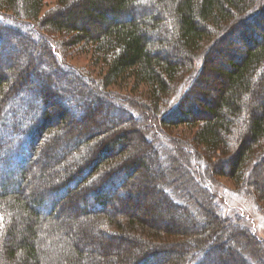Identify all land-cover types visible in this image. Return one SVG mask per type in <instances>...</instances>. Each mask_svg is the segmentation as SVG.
<instances>
[{
  "label": "trees",
  "instance_id": "1",
  "mask_svg": "<svg viewBox=\"0 0 264 264\" xmlns=\"http://www.w3.org/2000/svg\"><path fill=\"white\" fill-rule=\"evenodd\" d=\"M42 2L0 0V51H7L0 59L11 57L21 37L19 48L39 44L37 59L53 68L28 69L35 53L23 65H0V264H264V249L248 234L242 245L239 232L222 231L223 223H240L237 214L217 216L197 200L213 201L211 178L201 180L209 169L233 180V195L251 200L264 219V0H58L39 18ZM47 33L89 46L106 67L102 80L52 62ZM212 53L222 71L206 102L204 88H192ZM187 67L179 91L170 89ZM58 71L95 97L56 82ZM129 78L135 89L149 87L154 134L142 111L107 91ZM185 96H193L191 109L180 104ZM88 107L95 115H126L97 121ZM177 125L196 128L192 140L220 151L218 162H194L195 151L166 133ZM173 153L198 180L179 176ZM188 185L198 190L187 195Z\"/></svg>",
  "mask_w": 264,
  "mask_h": 264
},
{
  "label": "rangeland",
  "instance_id": "2",
  "mask_svg": "<svg viewBox=\"0 0 264 264\" xmlns=\"http://www.w3.org/2000/svg\"><path fill=\"white\" fill-rule=\"evenodd\" d=\"M42 4H43V7L41 9L39 18L44 17L48 12H51L53 9H55L58 6V0H43ZM33 23L36 25L35 22H33ZM30 25H32V24H30ZM42 35H44V34H42ZM45 36L47 38L46 42H49L48 44H50V46H52V51H53L52 62L59 63V65L61 64L63 66L62 67L63 69H66V71L73 72V73L77 74L78 77H80V78H82V77L88 78V79H91L93 81L102 80V77H104V75L106 73V67L103 65V63L99 62L100 60H98V58H96L92 55V53L90 52L92 50L90 49L89 46L85 47V45H82V44H79V45L74 44V42L70 38L71 36L64 34V33H59V34L47 33V35H44V37ZM18 42L21 45L26 44V40L22 39L21 37L18 39ZM33 42H35V40ZM20 44H18V45H20ZM3 45L4 46L6 45V48H7L8 46L15 45V42L12 43L9 41ZM18 45H17L16 50L12 53L11 57H8L9 59L3 58L4 55L7 56L6 50L0 51V54L4 53L3 56H1L0 65H3L7 62L15 63L19 60L22 61L21 64L23 65L25 58L28 57V55L35 53L32 56L33 62H31L33 66L29 65L28 69H30V68L33 70L35 69L37 72H41V73H44V72L49 73L50 71H53V68L50 65L51 61H49L47 58H44V61L37 59L38 56H40V54L42 53V50H41L42 47L39 46V44H38V46L30 45L25 50L19 48L20 46H18ZM213 53L210 56L209 63L204 64L203 71L201 72L200 76H198L196 78L195 84L193 85V88H192L193 94L196 93L198 90H201L204 88L205 92L208 93V97H209V99L208 98L205 99L206 102H208V101L212 102V100L214 99V96L216 95V91L218 90V86H217L218 84L217 83L220 80V76L218 75V73L220 71H222L221 64H219V63L217 64L215 62L212 63L211 59L214 58L217 60V58H218L217 54H213ZM216 60H214V61H216ZM218 66H220V67H218ZM21 69H22V67H21ZM189 69L190 68H188V67H187V69L184 68L181 70V72L178 73V75L175 78V81L170 86V89L171 88H172V90L175 89L176 92L179 91V90H177V87L180 86L178 84L182 80L181 78L183 76H185L184 74L189 72ZM52 76L56 80V82H58L60 84H64V83H68V82L73 83L69 87L70 88L69 90L73 93L79 92L83 95H86L87 99L90 97L92 98L94 96V94H91L89 92V90L84 89V87H82L81 85L76 83L75 78L72 75H68L64 72L58 71V72H53ZM191 76H193V74ZM193 77H192V79H193ZM192 82H193V80H192ZM32 83L34 84L32 86L33 88L38 86V83L36 81H33ZM41 84L45 85L44 82H41ZM133 85H134V81L132 80V78L131 79L129 78V79L124 80L123 82H118V84L115 86L109 87L107 89V91L115 94L116 96H118L120 98H124V100L128 99L129 102H131L135 108L142 111L143 117L145 120L146 128L149 129L151 134H154L155 129H158L159 127H158L157 122H154L152 114L150 113L151 107L149 108L146 105V103L148 101L149 87L147 85L143 84V85H139L135 89V88H133ZM172 90H171V92H172ZM169 96L168 95L163 96V97L160 96V101H162L160 106H163V104L166 102V100L169 98ZM181 97L178 99V101L181 100ZM192 97L189 99L185 96V98H183L181 100L180 104H182L184 106V104L188 103V106L187 107L184 106V108L191 109V105H192V101H193ZM18 98H21V96H19ZM197 99H199V96L195 94L194 100H197ZM188 100H189V102H188ZM99 102H101V101H99ZM101 104L103 105L102 102H101ZM205 106H206V103H204V102L203 103L200 102L198 104L197 116H203L201 108H203ZM55 115H52V116L55 117ZM94 115H95V111L93 110V108L88 107L87 116L88 117L91 116V118H94ZM125 115H126V113L121 112L119 110H115L113 112V114H111V115H100L99 114V115H95V118H97L96 119L97 121L101 120L103 122L104 121L109 122V121L114 120L115 118L117 119V118H120L121 116L124 117ZM76 117H78V114ZM3 124H4V121L0 120V125H3ZM70 125H71V123L67 124V126L70 129H72L74 134H76L78 129L75 127H72ZM199 125L200 124L198 123L197 126H199ZM128 130L129 129H127L126 131H128ZM1 131L4 132V130H1ZM166 131H167L166 133L169 136H171V138L176 139V141L178 142V144L180 146L186 145L195 151V157L196 158H195L194 162L206 161L208 164L209 163H215L216 161L218 162V160L222 156L220 151L219 152L214 151L212 153L207 152V150H205L204 147L200 146L199 144H196V142H194L192 140L193 134L196 132V128L194 129L193 126H191V127L183 126V125H181V126H178V125L177 126H170V127L166 128ZM90 132L92 133L93 131L91 130ZM131 148H132L131 150L134 149L132 147V145H131ZM263 149H264V147L261 148L260 150H263ZM229 150H227L228 154H230V152H231V150L230 151ZM147 158H148V156H147ZM171 158L174 159L175 162H177V164H178V171L177 172H178L179 176L183 177L188 184L191 180H193L195 178H196V180H198L197 174L195 175V178H194L192 176V174L190 173L189 169H187V166L184 165L183 160L180 157H178L176 154L173 153V154H171ZM38 165L39 166H45V165H47V162H41ZM193 166H194V164H193ZM190 170L192 171V168H190ZM203 173L204 174H201V180L205 179V181H206V179L211 178V184H212V185L210 184L211 191L212 192L214 191L215 194L213 195V201H211L210 203L208 202L209 200H208L207 196H203V195L198 196L197 200L200 202L201 206H203V205L209 206L210 208H212L214 210V213L217 216L221 215L220 213L222 211V215L225 216L226 219H227V217L234 216L235 214H237V216L241 220L240 223L239 224L235 223L233 220H231L229 223H226V224L223 223L222 224V227H223L222 231H225L228 234H232V236L235 235L237 232H239L240 234L237 233V235H239V236L238 237L236 236V238H237V242L239 244L242 243V245H245V243H243L244 240L240 237H244V235L248 234L247 236H249L252 240H254L255 247H257L261 250H262V248L264 249V219H263L262 214H260L257 206L253 202H251V200L249 201V199L247 197H240V196L233 195V192L236 191V189H237L236 183L233 180L226 178V177L212 176V175H210L211 172L209 171V169H207ZM202 181L205 183L204 180H202ZM203 182H202V184L204 185ZM197 190L198 189L195 186H193V185L189 186L188 185V188L186 189L185 193L187 195H190V193L192 194L193 191L196 192ZM217 209H218V212L215 211ZM131 210H133V212L136 213V210H138V205L135 206V203H133ZM68 213L74 214V210L71 209ZM148 217H149V214H147L146 218L148 219ZM141 218H145V216L141 215ZM249 237H247V239H249ZM220 238H223V240H224L226 237L221 234ZM247 246H249V245H247ZM214 252L220 253L223 256V253L219 252V250L215 249ZM230 261H232V260H230Z\"/></svg>",
  "mask_w": 264,
  "mask_h": 264
}]
</instances>
